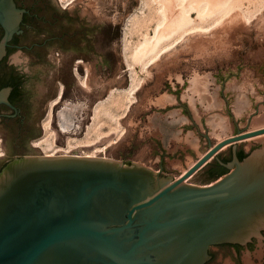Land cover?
Returning a JSON list of instances; mask_svg holds the SVG:
<instances>
[{"label":"rangeland","instance_id":"obj_1","mask_svg":"<svg viewBox=\"0 0 264 264\" xmlns=\"http://www.w3.org/2000/svg\"><path fill=\"white\" fill-rule=\"evenodd\" d=\"M54 1L58 12L76 20L66 37L88 35L80 51L54 46L10 53L8 60L29 76L31 111L43 118L44 129L38 147L5 145L0 135V155L22 150L111 159L174 180L211 144L264 127V0H241L250 18L234 8L239 17L222 15V24L214 22L218 15L199 20L193 12L191 29L145 56L141 45L161 19L160 0ZM67 107L76 116L64 132L53 111ZM258 145L264 140L236 144ZM215 165L214 158L189 183H206ZM210 249L214 257L205 264H264V231L238 249Z\"/></svg>","mask_w":264,"mask_h":264},{"label":"water","instance_id":"obj_2","mask_svg":"<svg viewBox=\"0 0 264 264\" xmlns=\"http://www.w3.org/2000/svg\"><path fill=\"white\" fill-rule=\"evenodd\" d=\"M23 12L0 0V60ZM262 134L211 144L175 180L111 159L16 158L0 176V264H205L212 246L246 245L264 231V145L212 184L186 180L225 145Z\"/></svg>","mask_w":264,"mask_h":264},{"label":"flooded vegetation","instance_id":"obj_3","mask_svg":"<svg viewBox=\"0 0 264 264\" xmlns=\"http://www.w3.org/2000/svg\"><path fill=\"white\" fill-rule=\"evenodd\" d=\"M14 2L24 12L22 13L19 29L14 32L12 38L8 41L6 53L0 60V91L6 90L5 100H0L1 142L15 148H25L29 145L38 147L39 137L42 133L41 130L44 129L43 118L31 111L32 104L27 86L28 74L14 66V63L8 60V56L15 50L34 52L46 50L54 46H58L60 49L75 48L80 51L81 42L86 40L85 36L88 34H78L76 40H69L71 37H66L68 34L65 31L69 29L66 26L73 25V21L76 20L71 17L66 18L65 13L58 12L59 5L54 0H14ZM89 30L92 31V29ZM5 33L6 30L0 25V42ZM89 49L91 48L89 47L88 50L84 49V51L87 52ZM60 98H63L62 95H60ZM59 102H56L54 105H57ZM59 112L53 111L58 120L57 127L60 131H63L59 123ZM35 127L41 129L36 131ZM230 146L226 155L219 157L220 159H216L215 157L216 165L209 170L207 182L201 185L214 183L231 171L229 164L233 163L235 158L243 160L252 151V147L249 150H245L240 146H237L236 149L233 148V145ZM25 156L54 155H32L22 150L8 151L0 155V176L10 162L16 158ZM124 164L127 165L126 163ZM192 177L188 178L186 182L189 183ZM224 245H230L237 249L240 248L238 244H221L216 246L221 247ZM209 254L212 260L214 253H212L211 249L209 250Z\"/></svg>","mask_w":264,"mask_h":264},{"label":"bare ground","instance_id":"obj_4","mask_svg":"<svg viewBox=\"0 0 264 264\" xmlns=\"http://www.w3.org/2000/svg\"><path fill=\"white\" fill-rule=\"evenodd\" d=\"M159 2H160L159 12L161 15V19L156 24L153 35L146 36L144 41L142 42L141 52H140L142 53V56L155 53L156 50H158L159 46H161L166 42L169 43L170 40H172V38H174L177 34L178 35L180 34V36H182L186 33V31L191 29L190 26H192V24H194L195 22L192 15L193 12L197 13V17L199 18V20H204L205 18H209V17L214 18L215 16L218 15L220 17L215 18L214 22H216V24H219L221 22L224 23L223 22L224 19L222 15H226V14L231 15L232 21H235L239 17L240 13H235V14L232 13L233 12L232 10L234 8H237V10H235L236 12L243 11L241 8L242 7L241 0H160ZM243 14L246 15L247 18H250L252 13L251 12L246 13L245 11H243ZM75 114L76 111L72 107L64 108L63 111H60L58 113L60 126L65 132L70 130L72 124L74 123V119L76 116ZM257 127H258L257 129H253L249 131H255L261 129L259 128L258 125ZM261 139L264 140V134L245 138L240 142H248V141L251 142L256 140L258 141ZM228 145H225L220 150V152L228 148Z\"/></svg>","mask_w":264,"mask_h":264},{"label":"crops","instance_id":"obj_5","mask_svg":"<svg viewBox=\"0 0 264 264\" xmlns=\"http://www.w3.org/2000/svg\"><path fill=\"white\" fill-rule=\"evenodd\" d=\"M258 146H260V145H258ZM261 146H262V145H261ZM255 148H258V147L256 146V147L252 148V150H254Z\"/></svg>","mask_w":264,"mask_h":264}]
</instances>
